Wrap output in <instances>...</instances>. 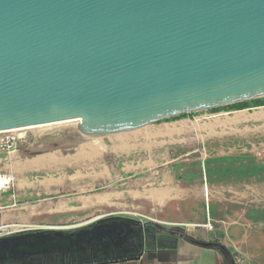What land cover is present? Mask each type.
<instances>
[{"label": "water", "instance_id": "water-1", "mask_svg": "<svg viewBox=\"0 0 264 264\" xmlns=\"http://www.w3.org/2000/svg\"><path fill=\"white\" fill-rule=\"evenodd\" d=\"M259 97L264 0H0V132L78 120L83 135H112ZM124 221L121 239L135 229L144 246L104 258L81 243L87 261L68 252L65 263L136 259L151 245ZM51 232L0 245V261L76 240ZM194 243L230 257L220 242Z\"/></svg>", "mask_w": 264, "mask_h": 264}, {"label": "rangeland", "instance_id": "rangeland-1", "mask_svg": "<svg viewBox=\"0 0 264 264\" xmlns=\"http://www.w3.org/2000/svg\"><path fill=\"white\" fill-rule=\"evenodd\" d=\"M237 111L241 112L234 113ZM191 115L200 118L188 124L161 121L139 129L103 136L81 134L77 129V120L0 132V177L6 180L0 186V196L7 197L0 199V211L9 215V220L2 225L6 228H0V245L11 244L17 237L31 241L35 233L40 232L39 235L47 237L52 235L51 231H58L69 237L81 236V243L88 240L95 242L96 249L102 250L104 258L122 256V248L132 246L133 243L138 248V243L144 246L145 243L141 242L135 229L126 230V237L121 239L125 226L116 223L125 218L122 212L85 208L77 202L82 208L76 213L55 215L46 212L44 205L51 199L55 202L67 196H86L89 199L88 195L99 193L106 187L115 189L118 183L113 180L114 173L122 171L125 162L140 166L129 172L131 175L155 173L157 188L167 186V181L162 177L170 174L176 189V193L172 195L175 203L157 209L155 216H149L147 211L134 212V215L128 212L133 226L137 223L143 227L146 222H154L158 226L168 227L167 224L153 220L182 218L189 205L194 211L200 208L203 189L207 184L208 188L215 190V196L219 197L221 194V197L230 199L227 210L228 215L232 216L230 219H237L232 211L245 208L246 214L254 219V225L259 226L264 233V175L250 179H239L230 173L205 176V162L209 161L208 166L213 168L217 165L214 159L218 157L249 154L256 161L264 162V105L237 110H207ZM205 135L207 138H204ZM120 139H125L127 143L123 149L116 148ZM90 144L99 146V151L88 153L87 146ZM49 153L55 154L58 161L54 167H26V163L37 156ZM87 153L95 156L84 157ZM199 168L202 176L191 177V172H198ZM49 180L55 181V193L43 192V185ZM31 191L33 192L29 193ZM24 193L27 195L23 196ZM215 202L212 205L214 214L217 218H222L224 201L221 199ZM181 206L183 210L180 209ZM108 224L114 227L118 241L113 238L112 231L106 229ZM104 232L106 235H103ZM110 240H115L114 244L118 246L109 245ZM90 248L77 246L56 252L55 249H47L35 255L4 257L0 264L6 261V264H64L69 257L65 259L63 252L73 254L84 263L88 259ZM102 254L94 253V257H101ZM251 264H264V256Z\"/></svg>", "mask_w": 264, "mask_h": 264}, {"label": "crops", "instance_id": "crops-1", "mask_svg": "<svg viewBox=\"0 0 264 264\" xmlns=\"http://www.w3.org/2000/svg\"><path fill=\"white\" fill-rule=\"evenodd\" d=\"M191 117L193 119H191ZM199 118L200 116H190V114H187L185 117L180 118V121H173L188 124L192 121L196 122ZM204 138H207V135H205ZM126 145V140L120 139L116 143V148L123 149ZM87 147L88 153H97V151H99L97 150V147H99L97 145H88ZM88 153L84 156H95ZM44 155L48 156V154ZM49 155L55 157L53 153H49ZM42 156L43 155H39L38 157ZM53 163L55 162L49 165H43L38 169L52 168L55 166ZM28 164L26 165L27 168L29 167ZM139 167L138 165L134 166L132 162H125L122 171L114 173L113 180L118 183L115 189L106 187L99 193L88 195L87 197H89V199L86 198V196H77V198L67 196V198L56 202L54 199H51V201L47 200L44 204L46 212L55 213V215L59 213L74 214L78 209L82 208V206L76 204L78 202L85 208L104 212H122V214L125 215V221L123 218L119 221H124L128 225H131L129 222L131 216H129L130 213L128 212H132V215H134V212L147 211L149 212V216H155V211L157 209L175 203V200L172 198V195L176 193L173 177H169L170 174H164L162 178L167 181V186L164 188H157L155 173H144L140 176L129 174V172ZM29 169H37V167H29ZM43 187L45 190L43 192L47 194L55 193L54 180H49ZM213 191L215 190H213L212 187L208 188V185L205 184L200 208L194 211L190 205L187 206V213L185 215L183 214L182 218L172 217L169 220L166 218L165 221L152 219L155 222L169 225L168 227L164 226L166 228L180 229L184 237L181 235L170 240H157V246L153 243V246L145 247L138 253L136 259L108 262L106 264H232L230 258L220 250L215 248H204L194 243L196 240H208V238L217 235L220 236L219 242L225 246L230 255H233L234 264H251L253 261H257L264 256V233L260 230L259 226L254 225V219L246 214L245 208L240 207L239 210H231L233 212L232 214L236 215L237 219H230L232 216L227 213V210H229L228 207H230L228 204L230 199L224 196L221 197V194H219V197L215 196ZM32 192L33 191L29 193ZM22 195L25 196L27 194L24 193ZM4 198L7 197H5V195L0 196V199ZM221 199L222 202L224 201L223 216L222 218H217L214 214L212 205L216 203L215 201ZM180 209L183 210L182 206ZM219 209L222 210L221 207H219ZM8 216L9 215L0 211V226L4 225L5 222L9 220ZM207 220L210 221L213 230H206V228L202 226ZM148 224L158 226L154 222H146L145 226H143L144 231L147 230Z\"/></svg>", "mask_w": 264, "mask_h": 264}, {"label": "trees", "instance_id": "trees-1", "mask_svg": "<svg viewBox=\"0 0 264 264\" xmlns=\"http://www.w3.org/2000/svg\"><path fill=\"white\" fill-rule=\"evenodd\" d=\"M264 105V97L254 98L251 100L242 101L235 104H230L227 106H222L219 108L212 109L213 111L219 109H228V110H237L243 108H252V107H259ZM187 114H180L177 116H173L163 121H173L180 118L185 117ZM215 163L217 164L215 167H209V161H206L207 164V173L205 174L206 177L210 175H227L228 173L238 176L239 179H250L252 177L264 175V162L256 161L254 156L249 154H243L240 156H224L218 157L214 159ZM191 177L202 176L201 168H199L198 172H191ZM182 178V176H178ZM237 177V178H238ZM147 230L145 231V237L147 243L153 244L156 240L165 239L170 240L175 237H179L182 235L180 229H169L163 226H155L153 224L147 225ZM182 237H184L182 235ZM220 236H213L208 238L209 241L219 242ZM231 263L233 262V255H230Z\"/></svg>", "mask_w": 264, "mask_h": 264}, {"label": "bare ground", "instance_id": "bare-ground-1", "mask_svg": "<svg viewBox=\"0 0 264 264\" xmlns=\"http://www.w3.org/2000/svg\"><path fill=\"white\" fill-rule=\"evenodd\" d=\"M239 112H241V111H237V112H234V113H239ZM69 121V120H68ZM72 121V120H71ZM66 122V121H65ZM77 122H78V120H77ZM61 123V122H60ZM52 124V123H51ZM54 124V123H53ZM44 126V125H43ZM28 128H30V127H28ZM34 128V127H33ZM24 129V128H23ZM21 130H22V128H21ZM15 131V130H14ZM91 145V144H90ZM94 148V147H93ZM98 152V151H97ZM96 153V152H95ZM38 157V156H37ZM85 157V156H84ZM15 159V158H14ZM83 159V158H82ZM21 160V159H20ZM89 160V159H88ZM12 161H14V162H16L15 160H12ZM57 160L55 159V157L53 156V155H49L48 154V156H45L44 154H43V156L42 157H38V158H35V159H33L32 161H30L29 162V164H28V166L29 167H37V169L39 168V167H41V166H45L46 164H50V163H52V162H56ZM57 163H58V161H57ZM57 163H53V164H57ZM16 164H18V162L16 163ZM20 164V163H19ZM26 164V165H27ZM24 165V164H23ZM20 166V165H19ZM51 166V165H50ZM27 167V166H26ZM28 167V168H29ZM25 168V167H24ZM44 168V167H43ZM4 178H1L0 177V186H1V184H4L5 183V181L3 180ZM7 183V182H6Z\"/></svg>", "mask_w": 264, "mask_h": 264}, {"label": "flooded vegetation", "instance_id": "flooded-vegetation-1", "mask_svg": "<svg viewBox=\"0 0 264 264\" xmlns=\"http://www.w3.org/2000/svg\"><path fill=\"white\" fill-rule=\"evenodd\" d=\"M74 237H76V240H72V239H71L70 241H68V242H66V243H64V244L59 245L58 247L55 248V252H56V251H66L65 249L69 250V249H74V248L77 247V246H83V245L81 244V242H79V241H82L81 236L78 237V235H74L73 237H69V238H74ZM55 239H58V236H55ZM83 243H85V244H87V245H92L94 242L88 240V241H84ZM47 249H48V248L43 249V251H44V250H47ZM41 252H42V251H41ZM39 253H40V252H39ZM63 254H64V252H63ZM41 255L44 257L43 254H41Z\"/></svg>", "mask_w": 264, "mask_h": 264}, {"label": "built area", "instance_id": "built-area-1", "mask_svg": "<svg viewBox=\"0 0 264 264\" xmlns=\"http://www.w3.org/2000/svg\"><path fill=\"white\" fill-rule=\"evenodd\" d=\"M202 226L206 228V230H209V231L212 230L213 228L209 220H207V222L203 224ZM0 228H6V226H1Z\"/></svg>", "mask_w": 264, "mask_h": 264}]
</instances>
